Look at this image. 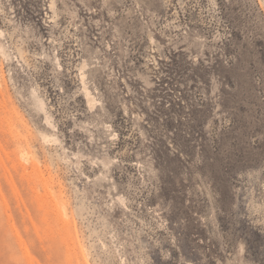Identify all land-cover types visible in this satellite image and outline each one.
I'll return each mask as SVG.
<instances>
[{"label":"rangeland","instance_id":"374dc122","mask_svg":"<svg viewBox=\"0 0 264 264\" xmlns=\"http://www.w3.org/2000/svg\"><path fill=\"white\" fill-rule=\"evenodd\" d=\"M0 264H264V0H0Z\"/></svg>","mask_w":264,"mask_h":264}]
</instances>
